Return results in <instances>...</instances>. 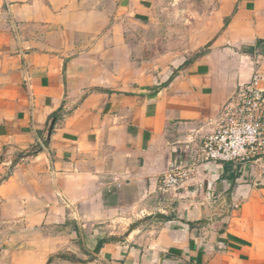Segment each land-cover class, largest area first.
Returning a JSON list of instances; mask_svg holds the SVG:
<instances>
[{
    "label": "crops",
    "instance_id": "1",
    "mask_svg": "<svg viewBox=\"0 0 264 264\" xmlns=\"http://www.w3.org/2000/svg\"><path fill=\"white\" fill-rule=\"evenodd\" d=\"M258 54L264 0H0V264H264V162H206L156 212Z\"/></svg>",
    "mask_w": 264,
    "mask_h": 264
},
{
    "label": "built area",
    "instance_id": "2",
    "mask_svg": "<svg viewBox=\"0 0 264 264\" xmlns=\"http://www.w3.org/2000/svg\"><path fill=\"white\" fill-rule=\"evenodd\" d=\"M256 57L252 77L210 121L212 128L201 136L192 162H176L161 175L156 212L171 208L180 189L206 162H232L241 171L246 168L242 173L264 162V54Z\"/></svg>",
    "mask_w": 264,
    "mask_h": 264
},
{
    "label": "rangeland",
    "instance_id": "3",
    "mask_svg": "<svg viewBox=\"0 0 264 264\" xmlns=\"http://www.w3.org/2000/svg\"><path fill=\"white\" fill-rule=\"evenodd\" d=\"M172 11H171V15L173 16ZM193 22L194 23H189L188 24V22L187 21H183L182 18H181V20L180 19L179 20L170 19L168 21L167 27H165L167 40H169V42H171L172 44L181 45L183 43V40H184L183 39V35H184L185 31L189 30V28L191 29V31H194V29L198 28V26L195 25L196 21H193ZM183 23H185V24H183ZM162 40L165 41V38L163 37L160 40H157V37L153 38V41H155V43H161ZM171 46H174V45H170V46H167V47H171ZM163 52H165V53H163ZM162 54H165L164 58H166V60L172 59V58H173V60H178V59H182V57L184 55H187L188 52L187 51H168V50L167 51H160V52H151V55L154 56V57H160ZM190 54H192V53H190ZM129 222H127L126 225L124 224L125 227L128 225ZM132 223L133 222H131L129 224L128 228H130ZM111 229L114 230V228H111ZM109 230L110 229H105L104 231L106 233H108ZM118 230H121V229H118ZM93 234H94V232H93ZM89 247H90L89 245H85V246H83V249H85L87 251V249ZM74 255L75 254H73L72 252H70L68 250H63V251H60L58 254H55V256L52 257L53 261H51V262H55L54 264H61L62 261H61V259H59L61 257H63L64 259H69V260L74 259V262H78L77 259H79V258H77V256H76V259L73 258V257H75Z\"/></svg>",
    "mask_w": 264,
    "mask_h": 264
},
{
    "label": "water",
    "instance_id": "4",
    "mask_svg": "<svg viewBox=\"0 0 264 264\" xmlns=\"http://www.w3.org/2000/svg\"><path fill=\"white\" fill-rule=\"evenodd\" d=\"M157 217L161 218V219H167L168 218V216L163 214V213L158 214Z\"/></svg>",
    "mask_w": 264,
    "mask_h": 264
}]
</instances>
